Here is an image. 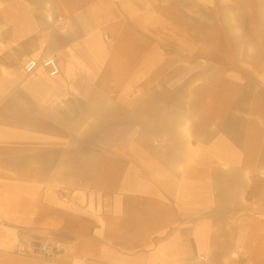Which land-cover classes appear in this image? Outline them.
I'll return each mask as SVG.
<instances>
[{
	"label": "crops",
	"instance_id": "crops-1",
	"mask_svg": "<svg viewBox=\"0 0 264 264\" xmlns=\"http://www.w3.org/2000/svg\"><path fill=\"white\" fill-rule=\"evenodd\" d=\"M0 264H264V0H0Z\"/></svg>",
	"mask_w": 264,
	"mask_h": 264
},
{
	"label": "built area",
	"instance_id": "built-area-1",
	"mask_svg": "<svg viewBox=\"0 0 264 264\" xmlns=\"http://www.w3.org/2000/svg\"><path fill=\"white\" fill-rule=\"evenodd\" d=\"M104 40L107 43L110 42V38L107 36L104 37ZM21 67L24 76L34 73L39 68L44 69L49 77L56 76L60 71L55 54H45L38 58H25ZM66 197V191L62 190V200H65ZM13 247V254L31 260L53 262L57 256L56 246H52L46 241L38 242L30 240L28 242H24L16 239L13 241ZM239 249V247H236V250ZM231 255L232 257H236L237 252L234 251ZM196 260L203 261L204 257L202 255H198Z\"/></svg>",
	"mask_w": 264,
	"mask_h": 264
}]
</instances>
